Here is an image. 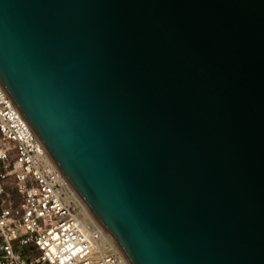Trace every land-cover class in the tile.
<instances>
[{
    "label": "water",
    "instance_id": "1",
    "mask_svg": "<svg viewBox=\"0 0 264 264\" xmlns=\"http://www.w3.org/2000/svg\"><path fill=\"white\" fill-rule=\"evenodd\" d=\"M0 84L129 264H264V0H0Z\"/></svg>",
    "mask_w": 264,
    "mask_h": 264
},
{
    "label": "built area",
    "instance_id": "2",
    "mask_svg": "<svg viewBox=\"0 0 264 264\" xmlns=\"http://www.w3.org/2000/svg\"><path fill=\"white\" fill-rule=\"evenodd\" d=\"M0 84V264H129Z\"/></svg>",
    "mask_w": 264,
    "mask_h": 264
},
{
    "label": "bare ground",
    "instance_id": "3",
    "mask_svg": "<svg viewBox=\"0 0 264 264\" xmlns=\"http://www.w3.org/2000/svg\"><path fill=\"white\" fill-rule=\"evenodd\" d=\"M70 199H72L77 206L80 209L81 214L83 215V217L85 218V220L87 222H89L92 226H95L97 228H100L103 231V234L107 237L111 247L113 248V250L121 252L120 248L118 247V245L115 243V241L106 233V231L100 226V224L98 223V221L95 219V217L93 216V214L90 212V210L87 208V206L84 204V202L79 198V196L77 195V193L73 190L72 194H70ZM124 256V255H123ZM125 257V256H124ZM127 260V259H126ZM129 263V262H128Z\"/></svg>",
    "mask_w": 264,
    "mask_h": 264
}]
</instances>
